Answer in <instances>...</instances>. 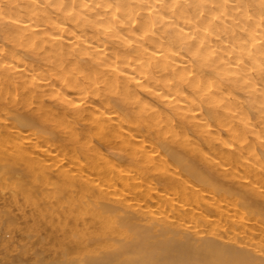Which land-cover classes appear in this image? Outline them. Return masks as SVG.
<instances>
[{"label":"bare ground","instance_id":"6f19581e","mask_svg":"<svg viewBox=\"0 0 264 264\" xmlns=\"http://www.w3.org/2000/svg\"><path fill=\"white\" fill-rule=\"evenodd\" d=\"M262 16L264 0H0V188L75 231L42 264H260Z\"/></svg>","mask_w":264,"mask_h":264},{"label":"rangeland","instance_id":"374dc122","mask_svg":"<svg viewBox=\"0 0 264 264\" xmlns=\"http://www.w3.org/2000/svg\"><path fill=\"white\" fill-rule=\"evenodd\" d=\"M110 151L111 154L114 152ZM35 183L37 182L29 179L27 185L38 187V184ZM18 187L19 182L16 179H10L3 185V189L0 188V264H42L50 262L53 258L60 256L62 247L60 244H67L65 242L69 244L74 241V237L72 239L71 236L75 234V231H71L69 226L64 227L66 229L60 228L57 224L58 220H55L56 217L60 216V214H57L59 211L46 212L42 208V204H39L40 202L37 204L32 203V201L27 202L28 200L19 193ZM262 200L264 201V198ZM34 205L38 206L39 209H36ZM55 222L59 227L58 230L55 229ZM48 225L50 228H48ZM48 229H51L50 232ZM53 232L56 234L54 235ZM52 236H54V240H52ZM59 237L61 239L60 244L57 240ZM76 254L78 255V253ZM83 254L84 252L79 254L78 257L83 256Z\"/></svg>","mask_w":264,"mask_h":264},{"label":"clouds","instance_id":"9594fccd","mask_svg":"<svg viewBox=\"0 0 264 264\" xmlns=\"http://www.w3.org/2000/svg\"><path fill=\"white\" fill-rule=\"evenodd\" d=\"M262 22H264V16H262ZM113 104L118 107V102L117 101L114 100ZM260 264H264V259H261Z\"/></svg>","mask_w":264,"mask_h":264}]
</instances>
